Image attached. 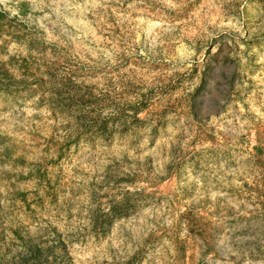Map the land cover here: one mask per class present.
Segmentation results:
<instances>
[{"label": "rangeland", "instance_id": "1", "mask_svg": "<svg viewBox=\"0 0 264 264\" xmlns=\"http://www.w3.org/2000/svg\"><path fill=\"white\" fill-rule=\"evenodd\" d=\"M0 13V264H264V0Z\"/></svg>", "mask_w": 264, "mask_h": 264}, {"label": "trees", "instance_id": "2", "mask_svg": "<svg viewBox=\"0 0 264 264\" xmlns=\"http://www.w3.org/2000/svg\"><path fill=\"white\" fill-rule=\"evenodd\" d=\"M10 240L12 241V243L15 241H17L18 243H15L16 249L12 254H10L11 246L9 245V243H6V245L5 243H3L2 247L6 248L5 250L7 251V255L9 256L6 264H35V260L37 259V251L40 248V245L38 243H32L30 241L28 242L24 236L17 235L16 233H13V237ZM2 260L3 258H1L0 256V263L2 262Z\"/></svg>", "mask_w": 264, "mask_h": 264}]
</instances>
